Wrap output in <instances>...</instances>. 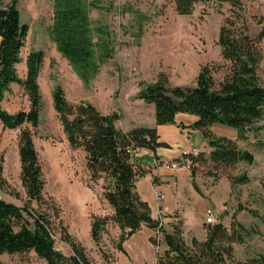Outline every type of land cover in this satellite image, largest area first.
<instances>
[{
  "label": "rangeland",
  "instance_id": "rangeland-1",
  "mask_svg": "<svg viewBox=\"0 0 264 264\" xmlns=\"http://www.w3.org/2000/svg\"><path fill=\"white\" fill-rule=\"evenodd\" d=\"M10 2L0 0V7ZM82 4L88 13L95 43L93 58L97 64L96 72L88 82L81 79L52 39L54 0H17L20 20L28 26V32L16 71L23 79L27 55L32 51L43 53L37 78L41 110L36 128L24 124L9 129L0 122L2 199L18 206L27 200L20 179L18 155L19 134L27 128L32 133L45 181L43 202H32L31 206L48 216L55 247L64 256L71 254L70 246L62 240L63 234L67 233L83 246L91 264H156L157 255L165 249L158 230L142 227L123 242L125 253L115 247L119 229L112 222L108 223L98 245L91 239V216H109L112 209L102 196V181L90 180L85 154L69 146L52 105V91L60 85L71 103L85 101L103 114L118 113L120 119L116 126L119 129L134 124L152 126L154 106L138 95L142 87L157 80L160 73L167 79L169 87L194 86L199 69L204 65L213 67L216 81L222 79L225 62L220 55L218 36L224 19L230 14V6L212 0L195 4L189 15H180L168 0H82ZM243 11L248 33L255 36L260 29L257 21L264 17V0H244ZM102 45L110 51L109 57L103 56ZM260 48L264 55V38ZM259 75L264 84V58ZM29 106L28 95L16 83L10 84L0 102L2 110L9 114L27 111ZM211 131L218 137L235 140L240 150L253 154L254 161L250 165L240 162L230 168L205 164L196 169V193L211 203L201 217L194 214L196 204L187 192H184L189 207L185 208L186 218L178 210L167 212L176 208L175 198L169 192L178 186L174 174L168 172L158 178L148 174L150 171L145 168L148 159L140 150L134 152V161L148 172L138 179L136 190L164 229L171 231L173 225L180 223L187 243L192 237L200 240L206 233L208 211L213 218L209 224L222 220L228 224L227 228L232 213L235 221L245 228L242 232L244 242L233 244L235 258L264 254V117L241 138L235 128L219 123H214ZM175 161L164 164L172 168ZM180 168L189 170L184 161L177 169ZM242 173L248 175L249 182L232 185L228 176ZM161 179L166 181L158 183ZM162 202L168 210L160 206ZM150 238L154 239L153 243ZM0 264L46 263L34 252H29L2 254Z\"/></svg>",
  "mask_w": 264,
  "mask_h": 264
},
{
  "label": "trees",
  "instance_id": "trees-1",
  "mask_svg": "<svg viewBox=\"0 0 264 264\" xmlns=\"http://www.w3.org/2000/svg\"><path fill=\"white\" fill-rule=\"evenodd\" d=\"M168 1L178 14L189 15L195 4L212 0ZM216 1L230 6V14L224 19L218 36L220 55L225 62L222 79L216 81L213 67L204 65L199 69L194 86L169 87L167 79L160 73L157 80L142 87L138 95L144 102L153 104L156 125L174 123L178 113L195 116L190 128L202 134L211 150L208 154H183L190 161L192 178L196 169L205 164L215 168H230L240 162L252 164L254 156L251 152L240 150L233 139L214 135L211 126L219 123L235 128L241 138L264 117V84L259 75L264 58L260 48L264 38V17L257 21L260 25L258 33L251 36L244 20V0ZM27 32L28 26L20 20L17 0L0 7V102L12 83L20 85L30 101L27 111L14 114L0 107V122L9 129L24 124L36 128L39 123L41 96L37 78L43 53L32 51L27 55L23 79L16 71ZM51 36L61 55L81 79L88 82L96 72L97 64L93 58L95 43L90 21L82 0H54ZM102 51L103 56H110L104 45ZM52 105L69 146L85 154L90 180L102 181V196L112 209L109 216H91L89 232L96 245L108 223L112 222L119 229L115 247L123 253V242L142 227L158 230L165 249L157 255L156 264H264L262 254L243 260L235 258L233 244L244 242L242 232L245 228L234 216L229 228L221 222L208 223L205 238L192 237L190 243L185 241L180 223L167 231L158 219L153 218L149 204L136 190V182L148 171L134 161V152L144 149L155 154L157 148L167 147L166 143L158 141L155 128L119 129L116 126L120 119L118 113L103 114L85 101L71 103L60 85L52 91ZM18 155L20 179L27 200L18 206L0 198V255L34 252L46 264H91L83 246L67 233L63 234L62 240L70 246L71 254L64 256L55 247L48 216L31 206L32 202H43L45 181L32 133L27 128L19 134ZM228 179L232 185L246 184L250 180L245 173L229 175ZM150 241L153 243L154 239L150 238Z\"/></svg>",
  "mask_w": 264,
  "mask_h": 264
},
{
  "label": "crops",
  "instance_id": "crops-1",
  "mask_svg": "<svg viewBox=\"0 0 264 264\" xmlns=\"http://www.w3.org/2000/svg\"><path fill=\"white\" fill-rule=\"evenodd\" d=\"M194 120H195V116L193 115L186 113H178L175 115L174 123L156 125L154 118L152 126L149 127L156 129L158 135V141L166 143L167 147L157 148L155 154L144 149L140 150L142 151V154H144L148 159L145 165V168H147L150 171V173L148 174H152V176L156 178L163 176L168 172L174 174L176 184H178V186L174 187L169 192L175 198L176 208L167 211L168 210L167 205L164 204L163 202L160 206L167 209L166 211L169 213L178 210L183 217L186 216L185 208L188 207V203H187L188 197L185 195L184 192H187L189 196H192V198L194 199L196 204L194 207V211H195L194 214L197 217H201L203 213L206 211L205 208L210 206L211 204L209 200L202 199V196L196 193L197 192L195 189L196 188L195 186L197 185L196 178H192L190 176L189 170L183 168L172 169L169 166L168 167L165 166L164 164L169 161L170 162L175 161L176 159H178V157L186 153H191L196 151V152H203L205 154H208L210 152L211 148L209 147L207 141L203 138L202 134L199 131L190 128V125L193 123ZM134 127H148V126L134 124L122 130L127 131ZM158 162L160 163L158 164ZM165 181L166 180L161 179V181L159 180L157 182L159 183ZM166 197L167 194L165 195L164 199H166ZM203 200L204 201L206 200V203ZM231 217H232V213L229 215L230 223L232 221ZM219 222H221L225 227L228 225L225 223V221L221 220ZM205 236L206 233H203V236L201 237L200 240H203ZM262 255L264 254L262 253ZM243 258L245 257H242L240 259L242 260Z\"/></svg>",
  "mask_w": 264,
  "mask_h": 264
},
{
  "label": "built area",
  "instance_id": "built-area-1",
  "mask_svg": "<svg viewBox=\"0 0 264 264\" xmlns=\"http://www.w3.org/2000/svg\"><path fill=\"white\" fill-rule=\"evenodd\" d=\"M194 155H196L198 152H192ZM187 162V168H189V165H190V161L186 158L183 157V155H181L180 157H178V159L173 162L171 164V167L172 169H177L180 167V164L181 162ZM0 198H2V193L0 191ZM213 221V218H212V213L210 211L207 212V217H206V222L209 223V222H212Z\"/></svg>",
  "mask_w": 264,
  "mask_h": 264
}]
</instances>
